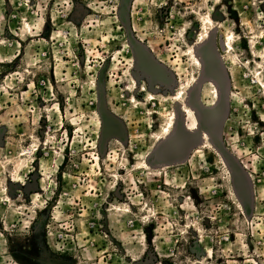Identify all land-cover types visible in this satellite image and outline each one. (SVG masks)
<instances>
[{
    "label": "rangeland",
    "instance_id": "1",
    "mask_svg": "<svg viewBox=\"0 0 264 264\" xmlns=\"http://www.w3.org/2000/svg\"><path fill=\"white\" fill-rule=\"evenodd\" d=\"M0 264H264V0H0Z\"/></svg>",
    "mask_w": 264,
    "mask_h": 264
},
{
    "label": "bare ground",
    "instance_id": "2",
    "mask_svg": "<svg viewBox=\"0 0 264 264\" xmlns=\"http://www.w3.org/2000/svg\"><path fill=\"white\" fill-rule=\"evenodd\" d=\"M207 19V18H206ZM211 22V21H210ZM228 40H229V38H228ZM230 41V40H229ZM181 108L184 110V112L185 113H187V114H190V117H192L193 119H194V121H195V125H197V119H196V115H195V113L193 112V110L189 107V106H187V105H184V104H182V106H181ZM172 118H171V120L170 121H168V124L162 129V134H164V135H168V129H169V127L171 126V123H172ZM195 129H196V127H193V128H191L189 131H195ZM162 134H161V136H162Z\"/></svg>",
    "mask_w": 264,
    "mask_h": 264
},
{
    "label": "flooded vegetation",
    "instance_id": "3",
    "mask_svg": "<svg viewBox=\"0 0 264 264\" xmlns=\"http://www.w3.org/2000/svg\"><path fill=\"white\" fill-rule=\"evenodd\" d=\"M218 97H219V94H218ZM215 107H216V106H215ZM215 107H214V108H215ZM190 108H191V107H190ZM191 109L193 110V112H194L195 115H196V119H197V122H196V123L200 126V123H199V120H198V112H197L193 107H192ZM211 109H213V108H211ZM211 109H210V110H211ZM179 110L182 112V110H181V105H180V107H179Z\"/></svg>",
    "mask_w": 264,
    "mask_h": 264
}]
</instances>
